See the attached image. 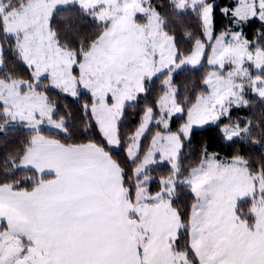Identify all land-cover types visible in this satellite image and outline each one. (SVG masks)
I'll return each instance as SVG.
<instances>
[{"label":"snow or ice","instance_id":"obj_1","mask_svg":"<svg viewBox=\"0 0 264 264\" xmlns=\"http://www.w3.org/2000/svg\"><path fill=\"white\" fill-rule=\"evenodd\" d=\"M216 7L0 0V134L27 132L0 164V264H264V152L221 159L204 147L188 167L182 159L194 127L222 118L224 140L264 149V115L231 119L234 108L264 105V0L223 7L219 34ZM257 21L249 39L245 26ZM204 61L201 90L181 100L175 76ZM154 78L162 95L122 133L126 108ZM66 97L78 116L61 109ZM160 166L167 175L154 177Z\"/></svg>","mask_w":264,"mask_h":264},{"label":"trees","instance_id":"obj_2","mask_svg":"<svg viewBox=\"0 0 264 264\" xmlns=\"http://www.w3.org/2000/svg\"><path fill=\"white\" fill-rule=\"evenodd\" d=\"M234 0H215L217 5L216 7V16H215V31L219 34L222 30L229 26V20L221 15V9L225 6L232 4ZM185 24L188 25L189 29L193 31L194 35L199 36V33L196 31L197 25L193 18L189 17L185 19ZM83 28L85 31H95V26L90 21L83 22ZM259 26V22L252 23L250 25L245 26V33L249 39H252L253 34L257 31ZM183 30L178 33V39H180V44L183 49L191 48V43H188L185 39L182 38L181 33ZM204 66L200 67L199 70H185L181 72L179 75L175 76V84L179 88L180 99L183 100L186 94L190 95L193 100L196 94L201 90V78L205 72L209 69L207 67L206 61L203 62ZM22 70V69H21ZM161 79H155L153 83H151L149 87V92L141 95L138 104L134 107L129 106L126 108V115L123 119V123L121 124V131L124 134H130V131H134L135 127L138 126L140 116L142 115V108L145 105H153L155 100L159 95H162L161 90ZM185 85H187V92L185 89ZM195 87V92L191 91V89ZM54 99H57L54 93L51 94ZM88 97L86 95H82L81 103L87 100ZM58 103L61 105V109L67 108V110L72 111L77 116L79 113L77 109L79 108V104L75 103L74 98L66 97L58 99ZM261 115H264V105L259 104L258 102H253L252 107L250 108H240V109H232L231 111V119L232 121H236L237 119L243 120L253 119L254 121H259ZM183 123V120L180 117H176L172 121V128L175 129ZM229 123L227 118H222L221 121L217 122L214 125H210L204 127L202 129H195L191 135V143L186 145L184 149V156L182 159L184 160L185 167H188L193 162L197 161L200 157L201 150L204 147H207L209 153H217L221 159H228L234 154H241L245 156H251L253 159L261 155L264 152L260 146H254L251 141L247 143H241L239 140L235 142H227L222 138L221 128ZM77 127H82L77 120ZM157 128H152V133L148 135V139H145L143 142L147 145L150 142L151 134H153ZM95 133V129L91 130ZM259 132L254 130L253 136L258 137ZM91 137H84L83 139H87ZM27 139V132L25 129H19L13 133H9L8 138H5L2 134H0V164H2L4 158L6 157V149L7 150H15L19 148L22 143ZM168 167L160 166L153 171L154 177H159L161 175H167ZM23 175V173H20ZM152 190H156V185H152Z\"/></svg>","mask_w":264,"mask_h":264},{"label":"rangeland","instance_id":"obj_3","mask_svg":"<svg viewBox=\"0 0 264 264\" xmlns=\"http://www.w3.org/2000/svg\"><path fill=\"white\" fill-rule=\"evenodd\" d=\"M176 117H179V116H176ZM176 117H173V119L176 118ZM210 125H214V124L213 123H209V124H205V125H198V126H195L193 130L202 129V128L210 126Z\"/></svg>","mask_w":264,"mask_h":264}]
</instances>
